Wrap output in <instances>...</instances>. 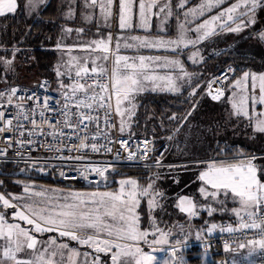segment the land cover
<instances>
[{"label":"snow or ice","instance_id":"6c2138e0","mask_svg":"<svg viewBox=\"0 0 264 264\" xmlns=\"http://www.w3.org/2000/svg\"><path fill=\"white\" fill-rule=\"evenodd\" d=\"M46 6V0H25L24 4L30 15ZM258 7H264V0H237L231 4L228 0H199L196 4H190V0H68L65 19L74 20L80 13L84 23H96L97 35L85 39L84 33L90 29H63L68 35L75 32L77 39L71 46L57 43V50L67 59L62 58L56 67L55 89L44 81L38 85L39 91L25 92L16 87L0 90V144H3L0 158H7L11 150L27 166L21 172L35 170L48 174L55 169L65 179H77L68 175L77 172L89 184L108 187L110 175L106 173L115 169L108 164L86 162L88 153L114 152L118 159L127 153L129 161L151 159V154L157 151L155 139L141 140L132 130L138 122L137 98L148 91L178 95L185 86L191 89L188 97L192 107L184 116L173 113L167 117L176 122L172 134L166 137L168 141L175 139L196 110L198 95L221 101L228 93L224 103L230 105L226 110L229 118L235 117L238 124L246 122L254 133H264V73L241 70V75L236 76L237 68L228 65L220 75L202 85L200 77L188 72L179 58L184 49H190L188 59L193 64L200 63L203 57L199 45L223 33H241L255 23ZM17 9L18 0H0V17L15 14ZM214 9L215 14L206 16ZM153 18L159 23L155 24ZM173 18L176 35L170 37L168 21ZM113 21L119 34L111 31ZM101 22L109 29L106 33ZM154 27L155 35L151 32ZM136 29L146 35H133ZM256 37L264 41V31ZM129 49L137 55L122 54V50ZM141 49H164L174 55L139 54ZM74 50L82 54H73ZM10 51L12 58L0 55V65L5 71L11 69L20 49L13 47ZM0 80L6 82L5 77L0 76ZM201 87L204 91L198 93ZM52 91L55 96L50 94ZM113 129L117 135L112 134ZM49 136L52 140L47 143L36 139ZM37 146L55 155L44 158L25 155V148L35 151ZM166 151H161L146 167L167 168L170 172L176 168L200 169L198 192L208 202L198 208V202L194 203L190 196H179L176 207L181 213L195 218L202 210L208 217L217 211L231 212L239 228L211 223L207 232L211 234L219 228L220 233L243 236L244 230H257L264 236V165L258 166L256 157L245 156L241 150L225 145L218 147L216 155L208 160L193 158L177 165L164 163ZM90 175L99 180H89ZM160 176L159 172L153 173L146 186L137 179L122 178L115 190L80 192L43 187L37 190L25 182L22 194L0 193V264H106L100 254L110 256L111 264H157L155 246L170 245L173 231L161 229L155 220L150 224L151 231L141 230L136 209L145 198L150 210L159 206L163 193L156 189L155 181ZM229 201L234 205L232 208L228 207ZM7 209H14L12 221H22L31 227L9 222ZM178 227L183 233L184 226ZM45 233L57 235L43 239ZM59 238L92 251L70 248L67 242L58 243ZM141 243L153 251L145 253ZM259 243L264 247V240ZM180 244L181 239H175V245ZM187 246L185 240L184 247ZM178 251L175 246L159 249L165 256L171 253L172 264H185L182 255L176 259ZM159 264L167 261L163 258ZM231 264L238 262L232 260Z\"/></svg>","mask_w":264,"mask_h":264},{"label":"trees","instance_id":"16d2710c","mask_svg":"<svg viewBox=\"0 0 264 264\" xmlns=\"http://www.w3.org/2000/svg\"><path fill=\"white\" fill-rule=\"evenodd\" d=\"M58 8V0H50L44 9L36 16L28 18L24 15L20 9L15 14L6 15L0 18V47L3 44H9L10 46H17L21 49L20 55L24 52H28V56L33 57L34 66L37 68L40 77H51L52 66L55 62L56 52L49 48L51 42L55 39L56 34L60 30V24L56 20ZM257 16L262 17L264 26V7H258ZM257 48V47H256ZM26 50V51H22ZM26 54V53H25ZM206 65V73L201 80V84L212 75L225 69L228 65H232L237 68L236 76L241 75V70H250L255 73H264V52L257 50L251 52V49L247 50L236 49V45H226L222 48L215 49L214 53L208 57V59L200 66ZM38 82V81H37ZM36 82V83H37ZM35 83V84H36ZM34 85V84H33ZM198 93H202L204 88L201 87ZM188 90L182 91L180 94H173L169 92H148L145 95V100L141 103V107L137 113V123L133 125L132 130L139 135H154L162 137L159 143L166 142L168 144V152L166 154L165 164H183L187 161L198 158L207 159L216 155V149L218 147H225L227 145L230 149H239L243 154H255L256 152L264 153V140H251L243 139L244 142L230 143L225 139L219 140L215 145L214 139L208 140L206 145L209 152L205 155H191L186 153L187 144L182 140L181 134L188 122L194 117L196 110L188 117V121L180 129V132L176 135L175 139L168 141L166 137L172 134L173 129L176 127V122L169 121L167 117L173 113L177 116H184L192 107V103L188 97ZM199 104H216L220 101L212 100L208 95H203L199 98ZM223 99V98H222ZM222 102V101H221ZM197 105V107H198ZM196 107V109H197ZM215 109L209 106L207 112L213 113ZM163 122V126H161ZM203 134L211 136L217 128L214 123H208L210 126L207 131V125L199 123ZM206 125V126H205ZM217 126V124H216ZM153 129L155 133L153 134ZM202 134V133H200ZM212 138H214L212 136ZM230 156L231 153H226ZM223 158V157H222ZM182 162V163H181ZM255 163L260 166L264 165V155L256 156ZM25 163H16L8 160H0V184L1 188H5V191H20V185H17L14 178L22 176L18 174L20 169L26 168ZM114 171H110L106 175H110V181L108 187H115L118 184V180L122 178H136L143 185H147L149 177L153 173L159 172L161 174L160 179L155 181L156 189L163 193V196L159 197V206L154 209H148L146 212L143 206H140L143 228L150 229V224L153 220L157 222L161 229L167 231L169 228L173 231V237L170 238V243L174 244L175 239L182 238L192 224H198L206 219L220 221V220H233L234 215L231 212H214L212 217H208L206 211H200L197 218L185 217V215L177 211L175 202L177 198L184 193L193 195L194 199L198 202V208L207 205V201L201 200V196L198 192L201 182L197 179L199 175L198 168H191L185 170L182 168H176L173 171H169L167 168L149 170L146 166H117L114 167ZM33 179H39L48 182L53 185L64 186L67 188L76 189H96L105 188V185L100 186H82L74 183L63 182L52 177L50 172L48 174L38 173L35 170H29L27 172ZM51 175V176H50ZM259 175V174H258ZM23 176V177H25ZM264 181V179H262ZM213 207H219L216 204ZM234 205L231 201L228 202V207L232 208ZM172 211V212H170ZM177 212V213H176ZM179 225L184 226L183 233H180ZM189 225V227H188ZM151 230V229H150ZM179 234V235H177ZM186 248L181 249V254L185 260V264H218V258L220 254L215 251H205L201 246L195 242H189ZM171 256V253H169ZM210 254V255H209ZM230 254H232L230 252ZM233 255V254H232Z\"/></svg>","mask_w":264,"mask_h":264},{"label":"rangeland","instance_id":"374dc122","mask_svg":"<svg viewBox=\"0 0 264 264\" xmlns=\"http://www.w3.org/2000/svg\"><path fill=\"white\" fill-rule=\"evenodd\" d=\"M235 2H237V0H228L229 4L235 3ZM194 4H196V3H194ZM227 6L228 5H223L222 7H227ZM258 10L259 9L257 8L256 12H255V23L251 24L250 27L245 28L244 31H242L241 33H239V34L223 33L221 35L212 37L211 39L206 40L201 45H199L200 50H201V56L203 57V60L200 63L193 64L192 61L188 59V52L190 51V49H184L183 50L184 54H181L179 56V58L184 62L185 69L190 73L197 74L200 77V82H201V80H202L203 76L205 75L207 69H206L205 64L203 66H200V65H202L208 59V57L214 53L215 49H217V48L219 49V48H222L226 45H231V44L234 45L235 44L236 49L247 50V48H249V50L251 49V52H252V50L254 52L257 50H259V51L262 50L264 52V41H260L256 37L257 33L264 31L262 17L259 18L257 16ZM216 11L217 10L214 9L213 13H206V16L215 14ZM201 19H203V17ZM4 27L5 26L2 25V28H4ZM108 30H109L108 28H103V31L105 33ZM152 30L154 31L155 28H153ZM0 31H1V29H0ZM111 31H113L114 35L119 34V29L116 26L115 21H113ZM172 31H173V28L170 27L168 35L170 37H175L176 34L172 35ZM142 32L138 33L137 30H135L132 32V34L143 36L144 32L143 33ZM13 47L20 49L17 46H10L9 44L1 45L0 55H5L7 58H12V53L10 50ZM4 49H7L8 51L5 52V51H3ZM20 51H21V49H20ZM20 51L17 52V54L15 55V58L13 60V64H12L10 70L5 71L4 67L2 65H0V76L6 78V82H5V80H0V90H3V89L8 88V87H16V86H19L22 84H28L27 86H31V85L35 84L38 81V79L41 78L40 77L41 75L39 74V72L34 69L33 58L28 56V52H24L22 55H20L19 54ZM22 51H26V50H22ZM73 54H82V53H78V52L74 51ZM122 54L129 55V56L137 55L136 51L132 50V49L122 50ZM139 54L153 55V53L151 51L144 53V52H141V50H140ZM62 58L67 59V56L64 55V53H62L60 51L59 57L56 59V61L54 62L53 66H52V75L50 77V80L52 81L53 89H55L57 87L56 67L61 62ZM194 82H195V78H194ZM184 90L190 91L191 89L188 86H185L182 89V91H184ZM148 92H150V91H148ZM148 92L142 93L137 98L138 104H139V107L137 109V113L141 107V103L145 100V95H147ZM227 96H228V93L225 94V98H223L221 100L222 102L220 101L219 103H216V104H207V103L203 104V103H201L198 105V107L196 109V113L194 114V117L188 122L187 126L184 128V130L181 134L182 140L187 144V147H185L186 153L191 154V155H195V156H197V155L202 156V155L207 154V152H209L208 147H211V146L206 145V142L208 140H212V139H214L213 141H214L215 145H217L216 143L221 139H225L230 143L244 142L243 139H245V138L251 139L253 141H255L257 139L260 141L264 140V133H254L253 129L248 127L246 122L238 124L235 117L229 118L228 111H226V110L230 108V105H228L227 103H224V99H226ZM201 97H203V96H199V98H201ZM210 105H211V107H213L215 109V111L213 113L207 112ZM260 110H261L260 106H257V111H260ZM137 113H136V116H137ZM202 122L207 125V131H208L209 127H212L208 123H214L215 122L217 124V126H216V124H214V126L217 128L216 130H214L216 135H213L212 131L210 132L211 136H208V134H203V132L201 131L200 124H199ZM200 133H202V134H200ZM212 136L214 138H212ZM244 155L248 156V157H256L258 155L259 156L264 155V153L256 152L255 154H248V155L244 154ZM208 159L209 158L200 159V160H208ZM18 174H21L22 176L15 177L14 180L16 183H17V181L20 182V183H17V185H20V191L19 192L8 191V190L5 191L4 190L5 188L3 189L0 187V193H3L5 195H7L8 193H11L13 195L22 194L23 183H25V182L36 186L37 190L39 189V187H43V188H48V189H63L65 191L73 190V191H80V192H92V191H97V190H99V191L115 190V189H118V187H119V185L117 184V186H115L114 188L113 187L96 188V189L67 188L64 186L53 185V184H50L48 182H45V181H42L39 179H33V178H30L29 176L26 177L27 175H29V173L28 174L27 173L22 174V172H18ZM23 176H25V177H23ZM134 179H136V178H134ZM137 181H138V183H140L138 179H137ZM262 182H264V181H262ZM184 195H188L191 198H193L194 203L197 202L194 199L193 195L184 193L181 196H184ZM200 198H201V200L204 199L202 196ZM177 203H178V199H177V202H175V207H176ZM140 206H143L142 208H144V210L146 212L148 211L149 206H148V201L146 198L142 199L140 201ZM140 206L136 209V211H137V214L140 216L141 230L151 231L150 229L143 228V226H142L143 225L142 224V220H143L142 219V217H143L142 213L143 212H141L142 210H140ZM197 207H198V204H197ZM10 210H12V212L14 211V209H10ZM176 210L180 212L179 208H177ZM170 212H172V211H170ZM183 214L185 215L186 218L192 220L191 219L192 217H189L187 213H183ZM22 227H27V226H22ZM28 227H31V226H28ZM188 227H189V225H188ZM56 235H57L56 233H45L43 239H47L48 236H56ZM149 239L151 240L152 237L150 236ZM179 239H181L180 245H175V243L174 244L170 243V245H157V246H155V251H156L155 256L157 257V264H159V261L162 260L163 258L165 261H167V264H172V260L170 259V254L168 256H165V254L163 252H159V249L161 247L175 246L181 250V249L185 248L184 247V241L185 240L187 241V244L190 245V243L186 239V237L183 236L182 238H179ZM60 242H67V243H69L70 248H79L81 252H84V251L91 252L92 251L91 249L87 248V246H80L74 241H68L67 238H59L58 243H60ZM140 246L145 253L153 251L152 249H149V247L144 245L143 243H141ZM261 248H262V250H261V252H259V258L261 256L262 252L264 251V247H261ZM100 255H101L102 260L105 261L106 264H111L110 256H104L103 254H100ZM181 255H182L181 251H178L176 254V259H179L181 257ZM230 256L232 258H234L232 254H230Z\"/></svg>","mask_w":264,"mask_h":264},{"label":"built area","instance_id":"2783aa9c","mask_svg":"<svg viewBox=\"0 0 264 264\" xmlns=\"http://www.w3.org/2000/svg\"><path fill=\"white\" fill-rule=\"evenodd\" d=\"M223 70L217 72L216 74L212 75L211 77L220 75ZM211 77H209V78H211ZM44 81H47L49 83V85L51 86V89H53L52 81L49 78H45V77L41 78L34 85L18 86L16 88L24 90L25 92L32 90V89H37V91H39L38 85H40ZM18 94H20V93H18ZM50 94L53 96L56 95V93L54 91H52ZM45 130L47 131V128ZM112 134L117 135L115 129L112 130ZM136 135L141 140L144 139L145 137H147L149 139H155V141H156L155 147H156L157 151L155 153L151 154V156H152L151 159L129 161L126 159L127 153H123V158L118 159V158H116L114 152L113 153H105V152L101 151L99 153L89 152L88 153L89 161H86V162H91V163H94L96 165L108 164V165H111L112 168L117 167V166H122V165H125V166H146L148 164H152L154 162V158L156 156H159L161 151H165V149H167L165 155L167 154L168 144L166 142L159 143L161 140H163L162 137H157L154 135H139V134H136ZM36 139L39 141H44L46 143L51 142V140H52V138L50 136L47 138L37 137ZM2 146H3V144H0V147H2ZM117 147H119V146L117 145ZM24 153L26 156L30 155L32 157H41V158L52 157L55 155L52 152L45 151L44 148H41L39 146H37V149L35 151H33L31 147H27L24 149ZM64 154L68 155L67 152H65ZM76 154L77 153H72V155H76ZM0 160H8V161L16 162V163H21V161H19V158L16 157L14 152L11 150L8 152L7 158H0ZM22 163H24V162H22ZM53 163H60V162L59 161H53ZM65 171H67V168H65ZM49 172L53 178L58 179V180L63 181V182L74 183L76 185H82V186H94V187L102 185V184H100V185L89 184L87 181L83 180L82 178H79V173H77V172H69L68 173V175L70 177L76 176L77 179L62 178L59 176L58 172L55 169H53ZM89 180L96 181V180H99V177H97L95 175H90ZM197 217H195V218H197ZM235 219L223 220L218 225L226 226V225L232 224V226L239 228V224L234 223ZM244 233L245 234L243 236L241 235V233H235V234H228L226 232L220 233L219 228H218L211 234H209L207 232L199 241H197L195 243L199 244L201 246V248L205 251L218 252L220 254V256L218 258V264H231V261L234 260V258H232L230 256L231 251H233L235 249L243 248V247H240L241 244H243L244 246H246L247 244H259V245H261L259 243V241L264 240V236L259 235L257 230H244ZM249 241H252V242L250 243ZM225 244L228 245L227 249H225ZM259 264H264V251L262 252V254L259 258Z\"/></svg>","mask_w":264,"mask_h":264},{"label":"crops","instance_id":"0c3cea01","mask_svg":"<svg viewBox=\"0 0 264 264\" xmlns=\"http://www.w3.org/2000/svg\"><path fill=\"white\" fill-rule=\"evenodd\" d=\"M50 0H46V4L49 3ZM199 0H190V4H194V3H198ZM67 3L68 0H58V8H57V16H56V20L58 21V23L60 24V30L58 31V33L55 36V39L51 42V44L49 45V48L54 50L56 52V59L59 57V50H57V43H61L63 45H68L71 46L73 45V43L76 41L77 36L76 33L73 32L71 35L66 34L63 29L65 28H85V29H90V31H86L84 33V38L85 39H92L97 35V26L96 23L93 22L92 24H86L82 21L81 19V15L80 13H77L76 18L74 20H66L65 19V13L67 11ZM24 4H25V0H18V9L17 11L20 9L21 12L24 13V15L28 18H32L34 16H36L39 12H41L44 7H42V9L35 14H29L27 12V10L24 8ZM10 15V14H8ZM1 18V17H0ZM154 19V23L158 24L159 21ZM169 25L173 28L172 31V35L176 34V30H175V18L171 19L168 21ZM2 26V24L0 25ZM101 27H103V23L101 22ZM155 28V27H154ZM137 32H142V30L136 29ZM144 32V31H143ZM142 32V33H143ZM152 34H156L155 30H151ZM144 35H146V33L144 32ZM75 51V50H74ZM151 51L153 53V55H169L172 56L174 55L173 53H171L170 51H165L164 49H141V52H149ZM33 58V57H32ZM34 62V61H33ZM34 69L37 70V68L34 66ZM41 75V74H40ZM49 78L46 76H42L41 78ZM40 78V79H41ZM38 79V81L40 80ZM50 79V78H49ZM28 84H22L19 86H27ZM18 87V86H16ZM10 212H9V211ZM6 210L8 213V219L9 222H19L22 226H27L26 224H24V222L22 221H12V217H11V213L12 210L8 209ZM222 220L220 221H213V220H204L201 223L198 224H192L185 232L184 237H186V239L189 242H197L199 241L206 233H207V228L211 226V223H216L219 224ZM207 222V224L205 223ZM262 248L260 245L258 244H247L246 246H244L242 249H235L233 251H231V253L233 254L234 259L238 262V264H259V252H261ZM23 254H21L22 256ZM210 255V254H209Z\"/></svg>","mask_w":264,"mask_h":264}]
</instances>
